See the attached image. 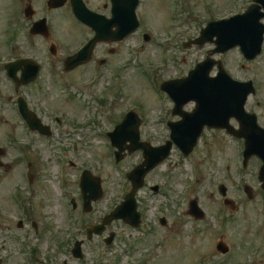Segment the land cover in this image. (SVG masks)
<instances>
[{"label": "rangeland", "instance_id": "rangeland-1", "mask_svg": "<svg viewBox=\"0 0 264 264\" xmlns=\"http://www.w3.org/2000/svg\"><path fill=\"white\" fill-rule=\"evenodd\" d=\"M227 2L230 4L223 5L220 12L232 8L233 1ZM172 8V0H147L149 21L153 22V28L148 29L147 33L152 41L142 56V52H139V59L142 65H148L151 74L157 76V80L153 77L155 83L181 75L201 60L202 51H196L195 48L184 53L178 50L177 57L173 59L170 51L162 52L158 42L164 35H170L167 33L171 26L168 15L172 13ZM72 24L67 13V29L73 28L68 27ZM189 26L191 36L195 33V27L193 23ZM187 36L188 33L185 38ZM0 48H4L2 38ZM222 59L228 73L234 78L254 76L264 102V56L244 69L241 68L243 61L235 50L225 53ZM141 75L139 70H130L124 79L125 96L119 109L125 113L135 108V104H143L148 110V123L141 127V137L156 144L165 138L163 134L159 135L160 130L161 133L164 131L157 122V112L163 113L158 105L163 106L165 101H159L161 94L155 96L147 79ZM64 76L66 83L71 84L74 81L83 82L90 77ZM40 78L43 81L40 83L44 84L47 91H37L34 87L31 92L33 100H43L49 106L58 107V111L66 108L67 113L78 118L84 114L85 107H94L92 99L86 100L80 91L64 96L52 75L44 72ZM115 90L111 95L117 100ZM84 101L91 102L86 105ZM248 108L259 116L264 115V107H253L250 104ZM6 117L11 119L12 114L8 113ZM13 120L9 121L11 124L8 122L0 125V143L7 142L9 132H16L20 141L27 139V133L19 125L15 126ZM154 133L155 138L152 140L150 134ZM74 134L69 137L72 139L70 143L65 141V158L46 152L42 153L45 160L36 154L33 156L34 180L31 191L20 187L24 186L20 180L23 169L20 160L8 175L0 176L2 264H264V191L255 173L258 162L253 160L245 171L240 168L241 144L220 135L213 139L207 134L189 158L183 159L174 152L164 164L148 175L145 181L147 185L137 194L138 210L141 213L139 228L132 229L118 221L112 223L102 236L87 241L85 235L80 236V231L84 232L86 227L98 223L102 215L121 200L124 194V174L138 164L141 157L136 152L126 156L118 165H113L104 142L91 137L86 143L74 144L79 139L77 133ZM65 142L59 138L56 145L63 147ZM73 145L77 146L76 153H73ZM69 161L75 167H71ZM84 169L99 176L104 190L103 198L93 205L89 214L81 213L80 203L77 202L76 210H72L69 203L70 198L81 199L78 178ZM16 183L19 187L14 191L12 186ZM244 183L253 191L252 200L241 189ZM220 184L227 187V197L234 201L237 207L235 211L223 205V198L218 193ZM152 185L159 186L157 194L149 190ZM13 192L17 195L12 196ZM190 200H197L205 214L204 219L196 221L187 214ZM23 217L38 224V236L29 234L27 228L16 226ZM161 217L166 221L165 226L159 223ZM109 232H113L115 238L106 247L103 240ZM220 237L229 247V253L225 256L215 250ZM29 238L31 242H28ZM76 239L84 240L83 260H75L69 253Z\"/></svg>", "mask_w": 264, "mask_h": 264}, {"label": "flooded vegetation", "instance_id": "flooded-vegetation-1", "mask_svg": "<svg viewBox=\"0 0 264 264\" xmlns=\"http://www.w3.org/2000/svg\"><path fill=\"white\" fill-rule=\"evenodd\" d=\"M172 1L173 10L168 15V21L171 26L168 32L164 30L170 35L168 37L164 35V38L158 42L162 52L168 50L172 53V59L177 57L178 50L180 53H184L189 49L195 48L196 51H202L200 61L205 58L222 61L225 53L217 52L213 44L214 40L206 43L201 48L193 44L186 48L184 45L196 39L201 30L208 24L219 22L222 19H227L234 15H241L251 6L254 8L252 12L253 16L258 17L260 15L259 21L264 25V0ZM227 1L234 2H232V8L225 12H220L223 5L230 4ZM83 2L90 11L106 18L105 27L106 31H108L107 39L101 40L92 47L90 59L86 63L70 72H66L64 63L67 57L79 51L95 34L94 30L89 26L72 17L69 2L67 4L66 2L63 4L58 2L56 6H53L54 4H49V0H0V38L4 41V48H0V125L8 124L9 121L13 120L14 116V125H19L30 137L33 138L35 136L41 141L47 140L38 133L30 132L20 118L17 102L19 96H22L28 109L35 113L43 124L50 125L52 132H56L57 127H55V124L51 120H48L49 114L47 110L41 111L43 107L37 104L39 100H33L32 98L31 92L34 90V87H36L37 91L39 89L41 90V83L37 85L40 76L34 83L27 86H18L7 77V71L5 69L6 63L20 60H31L37 63L39 66L38 75H43L44 72L47 75H54L57 84L63 90L66 85L64 75H90L88 78L89 84L84 91V97H86V100L88 98L90 100L91 98L93 105L100 107L101 111L107 114L106 120L107 118L114 119V98L113 94L111 95L113 87L109 88L108 83L112 84L113 79L121 80L126 78L130 70H133V64L138 65L137 59L139 57L136 55V44L141 38H144L145 32L148 29L153 28V22L149 21L150 14L146 9L147 0H138L135 8V18L138 25L136 32L125 39L116 40L114 32L121 29L124 25H127L128 28L132 25L130 19V0H117L116 3L115 0H83ZM195 6L196 10L194 9ZM67 13L70 14L73 22L68 27L73 28L67 29ZM192 23L195 27V33L190 36L189 25H192ZM248 25L253 24H246L245 26ZM187 33L188 36L185 38ZM134 41L136 42L133 43ZM139 49L144 50L145 45H139ZM124 50L125 52H123ZM263 56L264 52L259 58ZM130 57H132V62H130ZM163 61L166 62L165 58ZM168 61L169 59H167ZM33 65L36 66L34 63ZM22 69L23 66H20L15 72L17 77L22 74ZM186 73L185 71L181 75H176L169 79L182 78ZM209 75L215 76L216 69H213ZM78 91L79 89H77ZM90 102L84 101V104L89 105ZM258 103L250 104L256 107ZM158 107L160 112H162L163 107L160 105ZM171 107L170 104L169 112ZM85 108L87 109L89 107ZM192 109V104H186L182 111L190 112ZM146 112L148 114V110ZM8 113L12 114L11 119H7L6 114ZM157 116V122L164 121L158 112ZM166 120L177 122L179 118H172L171 116V118H166ZM257 122L259 126L264 128V115L259 116L257 113ZM231 125L237 128V124L234 121L231 122ZM205 132L213 135V139L217 138L218 135L227 137V134L223 130H207ZM9 133L11 140L3 143L4 146H1L4 152L0 154V159L1 162L3 161L4 166L2 165L0 168V176L8 175L12 167L18 163L20 157L19 150L26 152L25 147L17 146V133ZM29 149L33 151L32 143L29 145Z\"/></svg>", "mask_w": 264, "mask_h": 264}, {"label": "water", "instance_id": "water-1", "mask_svg": "<svg viewBox=\"0 0 264 264\" xmlns=\"http://www.w3.org/2000/svg\"><path fill=\"white\" fill-rule=\"evenodd\" d=\"M237 19V18H236ZM241 36L242 38H245L246 36V32L245 31H242L241 32ZM237 36L233 34H231L230 36V39L232 42H233V45L234 46V42H235V39H236ZM197 71H201L199 69L195 70L192 75L190 76V78L187 80L189 82V87L193 89V91L191 92V95L193 98H201L203 97L204 95V99H203V104H207L208 101H205V98L206 96H209L211 95L210 91H212L215 86H216V83L212 85V82L211 81H208L206 80V82L204 83H200L199 82V78H198V75H194L196 74ZM34 76V75H32ZM173 85H175L174 83H168L167 86L163 87L164 90H166L169 94H171L172 97H183L184 96V84H180L178 85L177 87V91H175V89L173 88ZM221 86L223 88H225V91H224V97H225V103H229L233 96H238L239 94H241L242 92V95L244 94L245 90H243V86L242 85H239L235 82H232L231 80H229L228 78H226V80L224 82H222ZM198 88H201V91L198 89ZM211 89V90H210ZM209 92V93H208ZM211 102V101H209ZM232 103V102H231ZM238 102H234L232 104L233 106V110L236 112L237 111V108H238ZM200 105V109H199V113L202 114V116L199 118V121L201 123H205L207 120V117L205 116V112L207 111V109L205 108L206 106L205 105ZM128 123L124 122L122 125H120L118 128H117V131L116 133L113 135L114 136V139H115V142H116V145L119 147L121 146V141L123 138V142L126 138L125 137H121L123 136V134L125 133V131L128 132ZM194 128V125H186L184 127V129L186 131H190ZM183 129V130H184ZM130 131V130H129ZM126 134V133H125ZM196 137V136H195ZM130 139L131 142H134L135 139L132 137V136H129L128 137ZM190 145V144H189ZM120 148V147H119ZM145 148V152H146V166H150L152 167L153 164H156L158 163L160 160H162L163 158H165L168 154V149H169V144L166 146V147H163V148H158L156 149L157 153L156 154H153L152 155V150L147 148V147H144ZM246 155L249 156L250 154H259V156L261 155L258 151H256L255 149V143L253 141H250L248 140V142H246ZM161 151V155L159 154ZM262 156L264 155H261L260 157L263 158ZM148 167L147 169H143L142 166L138 169H136L134 172H132L129 176L130 180L132 181L133 183V190L132 192L126 197L125 199V202L123 204H121L110 216H108L107 218H105V220L103 221V225L101 226H96L94 227L93 229H91L90 231H88V233L90 232H95L96 234H100L101 231L103 230L104 228V224H108L112 219H116V218H125V220L137 225L138 223V215L135 213V201H134V194L136 192V189L141 186V179H142V176L144 175V173L150 168ZM264 176V173L261 174L260 178H263ZM263 189H264V186H263ZM246 193L248 194L249 198H252L251 197V193H250V190L249 188H246ZM220 193L224 196L225 195V189L224 188H221L220 190ZM92 196H94L96 198V196L98 195V193L96 191H93L91 193ZM92 198V197H91ZM226 205H230L232 204V202L228 201V200H225L224 201ZM189 214L192 215L193 217L197 218V219H201L203 218V213L201 212V210L197 207V201H191L190 203V210H189ZM77 247H78V243L76 244V247L73 251V255L75 257H80V253L77 251ZM217 250L220 251L221 253H226L227 252V249L225 248V246L223 244H218L217 245Z\"/></svg>", "mask_w": 264, "mask_h": 264}]
</instances>
